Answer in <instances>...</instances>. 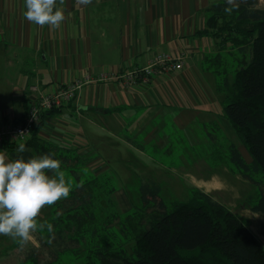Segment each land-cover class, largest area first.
I'll return each mask as SVG.
<instances>
[{
    "label": "crops",
    "instance_id": "1",
    "mask_svg": "<svg viewBox=\"0 0 264 264\" xmlns=\"http://www.w3.org/2000/svg\"><path fill=\"white\" fill-rule=\"evenodd\" d=\"M221 1L93 0L81 7L76 0H65L61 7L66 19L59 28H51L25 20L23 0H0V98L3 86L9 87L3 100L10 102L3 107L1 101L0 124L24 116L26 105L37 96L31 93L32 86L57 90L102 71L144 67L163 52L173 57L184 54V68L160 71L148 85L131 89L116 82L85 85L73 103L47 121L41 135L62 145L87 144L98 157L96 163L109 155L104 147L120 144L135 158L151 159L147 148L161 149L167 132L227 126L224 97L208 68L217 67L208 62L220 53L218 41L204 32L208 10ZM7 68L24 78L20 86L10 85ZM15 102L23 110L4 111ZM214 178H193L190 191L213 194L214 189L206 190V182Z\"/></svg>",
    "mask_w": 264,
    "mask_h": 264
},
{
    "label": "trees",
    "instance_id": "2",
    "mask_svg": "<svg viewBox=\"0 0 264 264\" xmlns=\"http://www.w3.org/2000/svg\"><path fill=\"white\" fill-rule=\"evenodd\" d=\"M259 2L248 0L227 14L222 0L208 10L204 32L218 41L220 53L208 62L217 67L208 68L224 97V114L247 154L230 144L224 157L233 173L255 187L247 203L264 217V8ZM63 109L42 113L25 143L29 151L21 154L27 159L54 153L70 182L69 196L47 205L45 220L53 224L56 236L51 245L41 241L43 246L55 247V255L98 264H264V245L248 220L197 188L187 200L168 203L159 184L142 183L140 205L123 213L113 174L96 169L98 157L87 144L62 145L41 135L47 121ZM27 111L15 122H22ZM17 146L0 148L14 159ZM222 156L218 158L224 162ZM49 235L46 231V240Z\"/></svg>",
    "mask_w": 264,
    "mask_h": 264
},
{
    "label": "rangeland",
    "instance_id": "3",
    "mask_svg": "<svg viewBox=\"0 0 264 264\" xmlns=\"http://www.w3.org/2000/svg\"><path fill=\"white\" fill-rule=\"evenodd\" d=\"M259 7L264 8V0H260ZM206 17L209 18V13ZM236 65V61H231V67L234 68ZM219 67L222 66L219 65ZM4 71L10 85L15 86L16 83L21 85L24 78L19 75L18 70L7 68ZM19 77L20 81H17ZM8 88L3 86L2 89L0 104L2 101L3 107L10 103L7 101L6 104V100H3ZM26 106L28 109V105ZM6 108L8 109L4 111L8 113L23 110L18 102ZM190 129L185 132L175 130L167 132L169 137L166 145L158 150L155 147L147 148L148 152L153 153V156L150 155L151 159L139 155L135 158L128 154V150L120 144L113 148L108 146L107 149L106 147L102 149L103 151L109 150L110 153L99 159L95 166L99 172L107 170L113 174L118 189L115 197L120 210L128 213L140 205L139 189L142 183L154 182L161 185L162 198L169 203L188 199L193 178L206 179L215 175L210 182L205 181L208 184L206 190H215L209 195L237 215L247 219L250 231L264 245V217L254 214L247 203L248 198L255 194L256 189L243 178L238 182L235 175L239 176V174L233 172L230 174L226 168H230L224 157L227 155L228 146L235 144L239 150H244L235 131L230 124L226 126L223 123L208 125L203 130L198 126ZM76 136L78 138L79 135ZM80 141L83 142V139ZM97 141L94 137V142L97 143ZM104 141L106 142L105 138ZM0 151H4L11 158L6 150L0 148ZM167 151L170 152L169 155L166 154ZM243 153L247 157L245 150ZM220 154L223 155L224 162H221V157L218 158ZM202 180L199 181L200 184ZM47 215L48 206L46 205L37 220L42 222ZM45 232L46 230L33 233L32 240L23 248L8 236L0 235V264H98L93 263L92 260L76 259L67 254L55 255V247L47 248L41 243V241H46Z\"/></svg>",
    "mask_w": 264,
    "mask_h": 264
},
{
    "label": "clouds",
    "instance_id": "4",
    "mask_svg": "<svg viewBox=\"0 0 264 264\" xmlns=\"http://www.w3.org/2000/svg\"><path fill=\"white\" fill-rule=\"evenodd\" d=\"M22 16L37 26L59 28L65 21V0H23ZM93 0H76L86 7ZM248 0H226L224 11L231 14ZM29 151L25 143H19L16 158H9L0 151V235L8 236L21 248L32 240V234L46 230L50 235L46 242L51 245L56 233L52 223L38 222L41 210L54 205L70 194V182L61 170L62 162L54 159V153H44L25 159L21 154Z\"/></svg>",
    "mask_w": 264,
    "mask_h": 264
},
{
    "label": "built area",
    "instance_id": "5",
    "mask_svg": "<svg viewBox=\"0 0 264 264\" xmlns=\"http://www.w3.org/2000/svg\"><path fill=\"white\" fill-rule=\"evenodd\" d=\"M185 59L184 54L173 57L162 52L151 58L144 67H132L120 71H102L95 77L87 76L83 80H76L57 90H45L37 85L32 86L30 91L37 96L30 102L24 120L20 123L4 121L0 124V147L6 144L26 143L40 122L42 113L66 108L78 98L85 85L116 82L126 89L138 85H148L160 71L166 73L181 71L184 68Z\"/></svg>",
    "mask_w": 264,
    "mask_h": 264
}]
</instances>
